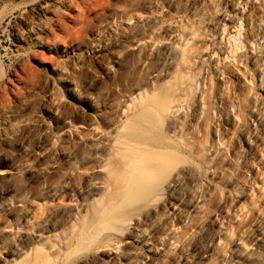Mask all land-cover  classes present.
I'll use <instances>...</instances> for the list:
<instances>
[{"label":"bare ground","instance_id":"obj_1","mask_svg":"<svg viewBox=\"0 0 264 264\" xmlns=\"http://www.w3.org/2000/svg\"><path fill=\"white\" fill-rule=\"evenodd\" d=\"M6 1L0 0V9ZM169 1L117 0L113 26L117 19L134 20L140 8L151 9L154 15V9ZM243 1L247 6L242 13L245 28L240 25L230 38L240 48L256 52L251 66L263 84L259 63H264V49L259 41L264 37V0H258L260 5L257 0ZM207 2L213 5L215 0ZM80 3L88 0H41L30 16L23 7L18 20L24 28L15 31V39L22 44L30 34L39 43L43 36H54L56 29L64 27V12ZM96 7V1L90 3L88 14L95 13ZM88 17L83 21L86 26L90 24ZM217 18L219 15L213 13L204 20L210 25ZM151 39L131 41L133 47L140 48ZM172 54L165 75L172 78L164 82L160 95L148 94V71L131 97L113 102V116L104 121L105 128L81 129L66 120L57 124L56 133L73 136L75 142L38 151V157L46 161L35 167L37 183L31 194L24 187L11 199H3L0 193V264H208L203 260L215 253L213 264H264V198L261 209L255 200L257 187L241 173V158L233 174L224 177V169L218 168L214 158L216 145L222 148L224 140L218 129L209 131L208 120L202 123L194 142L186 141L190 125L181 116V105L188 93L200 107L204 97L195 86L197 75L189 76L194 58L191 50L174 47ZM228 58L221 83L224 87L247 76L244 56L229 53ZM156 60L159 62L158 56ZM52 90H56L54 85ZM222 98L231 103L228 95ZM8 100L6 86L0 84V139L12 129L6 114ZM241 102L243 107H231L234 111L240 107L237 113L244 109L255 123L254 141L249 146L259 168L250 169L259 175L264 165V98L256 93ZM44 110L49 116V110ZM229 113L226 110L225 116ZM41 123L48 129L45 119ZM6 175L1 171L0 179L6 180ZM213 178L220 181L214 190L224 195L214 213L202 221L200 214L211 196L209 182ZM231 192L238 198L246 196L247 211L239 200L233 204ZM210 231L214 236L208 255L194 258V241ZM253 232L255 242L261 244L254 250L247 242ZM222 241L232 243L230 255H225Z\"/></svg>","mask_w":264,"mask_h":264},{"label":"rangeland","instance_id":"obj_2","mask_svg":"<svg viewBox=\"0 0 264 264\" xmlns=\"http://www.w3.org/2000/svg\"><path fill=\"white\" fill-rule=\"evenodd\" d=\"M39 1L7 0L0 9V84L6 86L9 99L6 114L12 121L11 131L0 139V172H7L6 180L0 179L3 199H11L20 187L30 194L35 190V167L46 161L38 157L39 150L59 149L62 144L70 146L75 142L73 136L65 138L57 134V124L62 125L66 120L81 129L105 128L104 121L113 116V102L131 97L132 90L141 84L148 71L151 73L148 94L160 95L164 82L172 78H165L166 69L173 61L172 48L183 47L194 55L189 76L197 75L195 86L204 97V105L200 107L188 93L181 105V116L190 125L185 139L194 142L202 123L208 120L209 131L218 129L224 140L222 148L216 145L214 158L218 160V168L224 169L227 178L241 158V173L257 187L255 200L257 206H261L264 165L259 175L250 169L251 166L259 168L257 156L249 146L254 141L255 123L244 109L237 113L240 107L236 111L231 107L232 104L243 107L241 100H249L256 93L264 98V63H259L261 84L251 66L256 52L252 54L240 48L238 42L230 38L240 25L242 30L245 28L242 13L247 6L243 0H215L213 5L207 0H171L154 9V15L150 14L151 9L140 8L136 12L137 18L117 19L114 26L113 5L118 6L117 0H88L87 4L80 3L79 7L64 12L67 17L64 27L56 29L54 36H43L37 43L28 34L26 41L19 44L15 31L24 28L18 20L19 11L26 7L30 16ZM93 1L97 3L96 12L88 14L89 4ZM257 5H260L258 0ZM213 13L219 18L208 25L204 17ZM87 16L90 24L86 26L83 21ZM262 17L264 24V14ZM82 28L83 33L79 34L78 30ZM147 36L152 38L148 44L151 47H133L131 39ZM259 43L264 49V37ZM229 53L244 56L247 76L239 83L224 87L221 83L230 60L226 59ZM235 65L240 66V63L235 61ZM52 85L56 90H52ZM222 95H228L231 103ZM45 108L49 110V116ZM228 109L230 113L226 117ZM32 110L33 117L26 120ZM44 119L48 129L41 123ZM217 183L220 181L214 178L209 182L208 195L211 196L200 214L202 221L214 213L224 195L214 190ZM230 196L233 204L239 200L245 211L249 209L246 196L238 198L235 192ZM213 236L214 232L210 231L204 238L194 241L193 245L197 246L191 251L194 258L208 255ZM255 237L253 232L247 238V242L253 244L249 249L261 245L259 241L255 242ZM228 244L226 241L220 244L226 250L225 255L231 253L232 243ZM216 257L215 253L203 261L213 264Z\"/></svg>","mask_w":264,"mask_h":264}]
</instances>
